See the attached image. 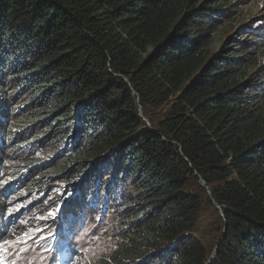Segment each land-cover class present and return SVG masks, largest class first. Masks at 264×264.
Masks as SVG:
<instances>
[{
  "label": "trees",
  "instance_id": "trees-1",
  "mask_svg": "<svg viewBox=\"0 0 264 264\" xmlns=\"http://www.w3.org/2000/svg\"><path fill=\"white\" fill-rule=\"evenodd\" d=\"M3 180L73 262L264 264V0H0Z\"/></svg>",
  "mask_w": 264,
  "mask_h": 264
},
{
  "label": "rangeland",
  "instance_id": "rangeland-1",
  "mask_svg": "<svg viewBox=\"0 0 264 264\" xmlns=\"http://www.w3.org/2000/svg\"><path fill=\"white\" fill-rule=\"evenodd\" d=\"M3 187L4 185L0 183V189ZM10 192L6 196L0 193V212L5 219L10 218L12 223L9 238L5 240L12 243H0V264H61L58 262L59 258L64 260L62 264H94L87 259L85 253L82 257L78 254V258L73 262L75 255L72 249L70 248L68 252L64 251L69 240L65 239L63 243H58L55 230L48 231L50 226L37 225L39 220L55 221L57 219L54 217L56 211L50 210L47 213H42L37 207H30L23 193L18 189L15 188ZM92 218L93 215L89 212L86 218L83 217V220L92 229V233L81 231V226H83L81 219H78V222L81 223L74 227L81 233V238H85L87 242L90 241V244H84L86 250L91 253L100 251V247L92 244L95 236L102 244L103 250L106 251L111 246L109 237L113 238L112 222L109 220L107 224H103ZM94 218L97 216L94 215ZM68 231L71 232L70 229ZM66 237L69 238V235L67 234ZM54 238L56 242L50 244L49 242Z\"/></svg>",
  "mask_w": 264,
  "mask_h": 264
},
{
  "label": "snow or ice",
  "instance_id": "snow-or-ice-1",
  "mask_svg": "<svg viewBox=\"0 0 264 264\" xmlns=\"http://www.w3.org/2000/svg\"><path fill=\"white\" fill-rule=\"evenodd\" d=\"M0 183H2L3 185H8L9 187H11V185L9 184V181H7V180L0 181ZM8 194L9 193L7 192V190H5V195H8ZM2 242L4 244L12 243L11 241H2Z\"/></svg>",
  "mask_w": 264,
  "mask_h": 264
},
{
  "label": "water",
  "instance_id": "water-1",
  "mask_svg": "<svg viewBox=\"0 0 264 264\" xmlns=\"http://www.w3.org/2000/svg\"><path fill=\"white\" fill-rule=\"evenodd\" d=\"M148 124H150V123H149V121H148ZM203 184H205V182H204V181H203Z\"/></svg>",
  "mask_w": 264,
  "mask_h": 264
},
{
  "label": "bare ground",
  "instance_id": "bare-ground-1",
  "mask_svg": "<svg viewBox=\"0 0 264 264\" xmlns=\"http://www.w3.org/2000/svg\"><path fill=\"white\" fill-rule=\"evenodd\" d=\"M251 21V20H250ZM247 22V21H246Z\"/></svg>",
  "mask_w": 264,
  "mask_h": 264
}]
</instances>
